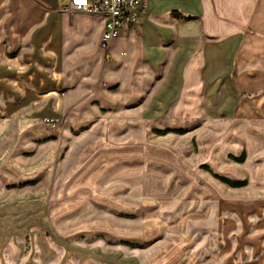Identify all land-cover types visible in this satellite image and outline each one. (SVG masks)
<instances>
[{"label": "crops", "instance_id": "0c3cea01", "mask_svg": "<svg viewBox=\"0 0 264 264\" xmlns=\"http://www.w3.org/2000/svg\"><path fill=\"white\" fill-rule=\"evenodd\" d=\"M61 3L0 0V264H264V0H148L106 47Z\"/></svg>", "mask_w": 264, "mask_h": 264}, {"label": "built area", "instance_id": "2783aa9c", "mask_svg": "<svg viewBox=\"0 0 264 264\" xmlns=\"http://www.w3.org/2000/svg\"><path fill=\"white\" fill-rule=\"evenodd\" d=\"M148 0H66L60 7L62 13L83 14L100 18L104 23L102 44L106 47L118 39L125 30H131L146 9ZM43 123L57 128L55 119Z\"/></svg>", "mask_w": 264, "mask_h": 264}, {"label": "rangeland", "instance_id": "374dc122", "mask_svg": "<svg viewBox=\"0 0 264 264\" xmlns=\"http://www.w3.org/2000/svg\"><path fill=\"white\" fill-rule=\"evenodd\" d=\"M66 0H60V2H65ZM61 3V4H62ZM45 125V124H44ZM57 127H58V122H57ZM51 128V127H50ZM53 129V128H52ZM57 129V128H56ZM56 129H53V130H56ZM204 133V134H203ZM203 133H202V137H203V142L205 141V146L204 147H201L200 149H201V151H199L200 153H199V155H201V157H197L196 158V160L198 161H202V158H204L203 156H205V157H207V156H211V157H214L215 156V158L217 157V154H218V152H216V153H212V151L210 150V144H211V142H210V136L213 138L214 136H219V138H220V140L221 139H223V135H225V134H230L231 133V135H233V134H236V135H238V125L237 124H225V125H218V126H214V127H212V126H210V129H204L203 130ZM224 138H226V137H224ZM220 140H219V142H218V145H220L221 144V142H220ZM200 143H202V142H200ZM212 144L214 145V142H212ZM215 144H217V143H215ZM230 151L231 152H234L235 150V148H237L238 146L236 145V144H238L237 142H234L233 141V138H232V140L230 141ZM185 148L186 147H184V150H185ZM239 149V148H238ZM227 150H225V152L224 153H221V154H223L224 155V157H225V160H226V155H227ZM197 154H198V150H197ZM198 155V156H199ZM66 153H64L63 155H62V157H61V162H60V168H59V173H58V178H57V185H56V189H55V191H54V196H55V200H54V202H53V204H55V206H52L54 209H55V212L56 213H58L59 211H61V210H68V207H60V205L62 206L64 203H66L69 199H68V194H66V193H64V191H63V187H64V183H65V181H70V180H72L71 178H72V176H74L75 175V171H79V169L81 168V169H84V168H86L87 166H90L91 164L93 165V163L95 162V160L96 159H93V158H91L90 160H88L89 162L86 164H84V165H81V166H77L76 165V161H77V159L79 160V156L78 157H76L77 159H75V161H74V163H73V160H71L70 162H67L66 161ZM74 159V158H73ZM262 160H260L259 159V162H261ZM221 162V161H220ZM190 165H192L193 166V163H191V162H186V161H183L182 162V164L184 165V167H187V166H189V164ZM219 165H220V167L221 168H223V164L222 163H218ZM255 166H257L258 167V163H255ZM238 168H237V170H235V169H232V170H228L229 171V173H228V175L229 176H236V175H241V173L243 172V173H246V169L244 168V166H237ZM218 168L219 167H217V168H215L216 170H218ZM229 168V167H228ZM75 169V170H74ZM73 170V173L71 174V171ZM242 171V172H241ZM242 173V174H243ZM187 175V174H186ZM227 175V174H226ZM79 176V175H78ZM160 177H161V179H163V175H159ZM166 176H168V175H166ZM187 176H189V178L190 177H194L195 179L198 177V176H196V174H193L192 173V175L190 176V175H187ZM224 176V175H223ZM254 176H255V178H259L260 177V174H258V173H254ZM75 177V176H74ZM169 177V176H168ZM166 178V177H165ZM164 178V179H165ZM76 180V177H75V179H74V181ZM198 181L199 182H201V181H203V183H204V185L206 186V184L208 183V182H212V180L210 179V178H199L198 179ZM204 192H206L205 194L207 195V192H211V193H214V194H216V196H221V194H222V190H221V188L219 187V186H216L213 190H207L206 188H204V190H203ZM211 193H209V194H211ZM235 194H239V191H236V190H232V195H231V198L233 199V198H235ZM238 197V196H237ZM236 197V198H237ZM66 198V199H65ZM184 201H186V200H184ZM233 201V200H232ZM185 206V205H184Z\"/></svg>", "mask_w": 264, "mask_h": 264}, {"label": "trees", "instance_id": "16d2710c", "mask_svg": "<svg viewBox=\"0 0 264 264\" xmlns=\"http://www.w3.org/2000/svg\"><path fill=\"white\" fill-rule=\"evenodd\" d=\"M241 160H239V162H241ZM224 183L228 184L230 187L232 188H241L243 186H245V184L243 183H235V182H231V181H227V180H222Z\"/></svg>", "mask_w": 264, "mask_h": 264}]
</instances>
